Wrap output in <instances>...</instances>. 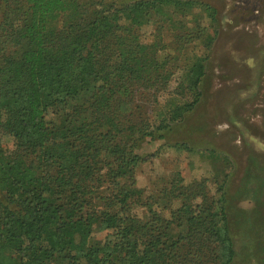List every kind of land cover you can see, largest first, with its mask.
<instances>
[{
    "label": "trees",
    "instance_id": "trees-1",
    "mask_svg": "<svg viewBox=\"0 0 264 264\" xmlns=\"http://www.w3.org/2000/svg\"><path fill=\"white\" fill-rule=\"evenodd\" d=\"M217 26L196 0H0V264H236L227 175L217 200L206 180L154 200L136 177L199 104Z\"/></svg>",
    "mask_w": 264,
    "mask_h": 264
},
{
    "label": "rangeland",
    "instance_id": "rangeland-1",
    "mask_svg": "<svg viewBox=\"0 0 264 264\" xmlns=\"http://www.w3.org/2000/svg\"><path fill=\"white\" fill-rule=\"evenodd\" d=\"M196 1L212 6L218 18L202 96L185 121L165 133V140L143 145L140 155L146 161L137 171V186L157 200L168 189L206 180L217 200L216 182L227 175L229 211L239 235L235 263L258 264L264 261V0ZM159 27L163 25L156 21L141 28V40L155 42ZM171 75L164 80L170 90ZM1 141L6 151L13 149L7 133ZM133 214L137 223L149 219L145 208L137 207ZM162 215L170 218L168 211ZM105 235H96L95 242Z\"/></svg>",
    "mask_w": 264,
    "mask_h": 264
}]
</instances>
